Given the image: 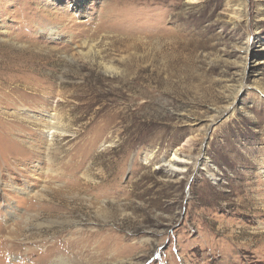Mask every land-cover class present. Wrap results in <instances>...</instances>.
Here are the masks:
<instances>
[{"label": "rangeland", "instance_id": "374dc122", "mask_svg": "<svg viewBox=\"0 0 264 264\" xmlns=\"http://www.w3.org/2000/svg\"><path fill=\"white\" fill-rule=\"evenodd\" d=\"M0 128V264H264V0H0Z\"/></svg>", "mask_w": 264, "mask_h": 264}, {"label": "bare ground", "instance_id": "6f19581e", "mask_svg": "<svg viewBox=\"0 0 264 264\" xmlns=\"http://www.w3.org/2000/svg\"><path fill=\"white\" fill-rule=\"evenodd\" d=\"M23 112V111H22ZM24 115V114H23ZM25 117L26 118H29V119H34V120H37V117L35 116H31L30 114H27V112H25ZM45 120H47L44 125V129H42L41 131H39L40 133V139H42L45 143V146L47 148V150H49L51 148V146H53V142H54V139L56 137V135L60 132V120L57 118L56 115H49L47 117V119L45 118ZM43 123V122H41ZM1 129V128H0ZM1 132V131H0ZM38 133V132H37ZM27 139V143L26 144H30V140L31 138H26ZM30 141V142H29ZM36 141V140H34ZM16 142V141H15ZM26 142V141H25ZM33 143V141L31 142ZM16 144V143H15ZM15 144H12V145H15ZM24 144V143H23ZM23 146V145H22ZM11 151V150H10ZM10 151H6L7 153H9ZM24 155L23 156H29L31 155L30 153L26 152V153H23ZM8 155H6L7 157ZM247 158V157H246ZM177 162L179 163H182V161H178ZM176 162V163H177ZM184 162V161H183ZM14 164V163H13ZM0 167L2 169V163L0 162ZM5 168V167H4ZM13 168V167H12ZM264 169V168H263ZM4 171V170H3ZM9 173V172H8ZM2 176V175H1ZM214 177V176H212ZM263 178H264V172H263ZM0 188H1V184H0Z\"/></svg>", "mask_w": 264, "mask_h": 264}]
</instances>
